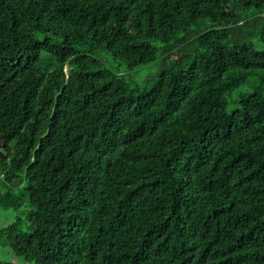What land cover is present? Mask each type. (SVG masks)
<instances>
[{"label": "trees", "instance_id": "obj_1", "mask_svg": "<svg viewBox=\"0 0 264 264\" xmlns=\"http://www.w3.org/2000/svg\"><path fill=\"white\" fill-rule=\"evenodd\" d=\"M0 242L264 264V0H0Z\"/></svg>", "mask_w": 264, "mask_h": 264}, {"label": "rangeland", "instance_id": "obj_2", "mask_svg": "<svg viewBox=\"0 0 264 264\" xmlns=\"http://www.w3.org/2000/svg\"><path fill=\"white\" fill-rule=\"evenodd\" d=\"M104 63H116V60L113 59L108 53H104L103 55ZM147 72V71H146ZM232 99H230L231 101ZM234 106L232 104L229 105V110L233 109ZM9 217H6L8 220H4V222H10L13 219V214L11 212L7 213ZM0 262H8L12 264H33V262H27L23 257H20L15 254V252L0 242Z\"/></svg>", "mask_w": 264, "mask_h": 264}]
</instances>
